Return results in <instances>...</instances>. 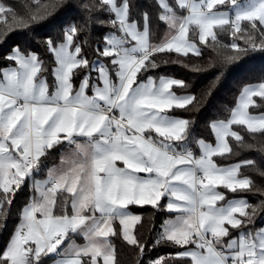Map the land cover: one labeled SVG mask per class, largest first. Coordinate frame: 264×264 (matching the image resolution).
<instances>
[{
	"label": "snow or ice",
	"instance_id": "1",
	"mask_svg": "<svg viewBox=\"0 0 264 264\" xmlns=\"http://www.w3.org/2000/svg\"><path fill=\"white\" fill-rule=\"evenodd\" d=\"M155 3L166 26L159 39L147 12L133 18L131 0H82L84 24L70 23L62 37L44 42L54 58L51 82L37 53L15 47L6 57L14 66L0 69V219L6 223L29 181L32 194L0 248V264H117L116 235L143 254L147 245L134 234L142 217L130 205L170 214L155 243L176 251L148 264H264V223L257 224L264 187L241 172L250 167L264 177V167L215 159L232 155V142L252 150L246 135L264 136V76L242 86L227 118L208 123L209 142L192 134V121L172 114L196 103L193 94L174 91L186 82L153 75L164 53L199 57L201 46L227 48L231 64L264 52V0ZM66 6L32 0L21 15L0 0V25L27 30ZM93 20L108 31L89 59L79 37ZM223 32L232 37L227 45L218 39ZM257 150L264 153V144ZM57 151L59 162L49 167ZM220 188L236 195L228 199ZM254 188L262 197L256 205L239 195Z\"/></svg>",
	"mask_w": 264,
	"mask_h": 264
},
{
	"label": "trees",
	"instance_id": "2",
	"mask_svg": "<svg viewBox=\"0 0 264 264\" xmlns=\"http://www.w3.org/2000/svg\"><path fill=\"white\" fill-rule=\"evenodd\" d=\"M32 0H3L6 5H11L21 15H26V7ZM48 3L49 0H42ZM71 7H64L57 11L55 15L48 20L34 24L27 30H16L4 28L0 25V69L10 66L13 62L6 59L13 48L19 47L24 52H35L44 62V67L49 69L47 73L49 82H51L50 69L54 65V58L48 53L45 41L48 38L56 39L62 37V29L75 22L78 26L84 24V14L81 13L79 4L82 0H67ZM133 6V18L138 19L140 14L147 12L151 18V28L154 37L163 38L166 26L159 22L157 17L159 9L155 0H131ZM103 19L104 17H100ZM142 23V21H141ZM247 27V24L244 25ZM107 28H100L93 20L85 27L83 35L79 37V42L83 43L84 53L89 59H94L93 49L96 42L107 32ZM220 44L227 45L232 37L228 32L220 33L218 36ZM243 46V41H238ZM202 54L197 57L189 54L187 57L178 56L176 53H164L156 57L160 67L153 72L154 76H168L183 80L187 84L186 89L174 88L178 93L189 92L196 97V103L188 110L176 109L173 111L183 118L192 121L191 131L197 138H205L207 141H213L214 138L208 128V123L215 119L227 118L230 109L236 101L240 89L244 84L258 82L264 76V52L249 53L242 61L229 64L224 57L231 55L227 48L222 50L214 49L211 46H201ZM79 80L76 81V83ZM259 110H253L257 114ZM240 130V129H236ZM233 143V154L225 157H216L218 164H228L241 162L246 159H253L258 165L264 167V153L257 149L264 144V136H245V143L254 145L252 150L247 147H239ZM195 147V145H193ZM57 152H51L47 158L50 165L57 157ZM243 175L250 176L256 185L264 187V177H261L253 168L245 167L241 169ZM226 197H232L236 194L230 193L227 189L223 190ZM246 196L252 205H256L262 199L256 194L255 188L252 192L241 193ZM31 196L30 181L24 186L16 196L8 214L6 223L0 219V248H3L9 241L13 231L19 224V213L25 202ZM165 203V202H164ZM131 213L140 215L142 222L137 224L134 234L141 243L147 245L146 250L141 254L140 249L129 245L123 240L122 236L111 237V243L116 251L117 264H148L149 260L159 256H168L176 250L169 245H157L155 243L156 235L161 230V224L169 213L163 209H155L150 205L137 206L130 205L128 209ZM264 223V217L257 220V224ZM52 259H47L45 264H49ZM170 264H179V262H170Z\"/></svg>",
	"mask_w": 264,
	"mask_h": 264
},
{
	"label": "crops",
	"instance_id": "3",
	"mask_svg": "<svg viewBox=\"0 0 264 264\" xmlns=\"http://www.w3.org/2000/svg\"><path fill=\"white\" fill-rule=\"evenodd\" d=\"M10 66H14V63H12ZM55 65H53V67H54ZM7 67H9V66H7ZM6 68V67H5ZM79 83V81L77 82V84ZM175 91V90H174ZM178 93V92H177ZM173 115H175V116H178V117H181V116H179V115H177V114H174V113H172ZM209 142H214V140L213 141H209ZM59 158H60V156H59V152H58V154H57V157L55 158V160L53 161V162H56V163H58L59 162ZM52 162V163H53ZM51 163V164H52ZM234 163H237V162H233V163H228V164H218V165H220V166H228V165H231V164H234ZM51 164L50 165H48L49 167L51 166ZM45 172H46V169H45ZM37 179H42V178H44V173L42 172L40 175H38L37 177H36ZM30 184H31V181H30ZM220 191H222V192H224L223 190H224V188H220L219 189ZM32 194V193H31ZM225 194V193H224ZM232 198H234V196H232V197H228V199H232ZM165 203H166V201H164ZM168 218H170V214L165 218V220L166 219H168ZM164 220V221H165ZM163 221V222H164ZM162 225V224H161ZM73 239H75L76 240V242L77 243H79V244H83L84 243V240H83V238L81 237V236H75V237H73ZM49 264H52V261L49 263Z\"/></svg>",
	"mask_w": 264,
	"mask_h": 264
},
{
	"label": "rangeland",
	"instance_id": "4",
	"mask_svg": "<svg viewBox=\"0 0 264 264\" xmlns=\"http://www.w3.org/2000/svg\"><path fill=\"white\" fill-rule=\"evenodd\" d=\"M239 95V94H238ZM236 102V101H235ZM234 106V105H233Z\"/></svg>",
	"mask_w": 264,
	"mask_h": 264
}]
</instances>
